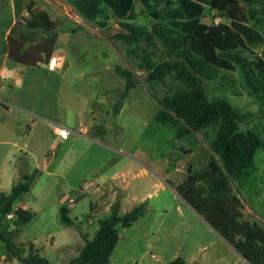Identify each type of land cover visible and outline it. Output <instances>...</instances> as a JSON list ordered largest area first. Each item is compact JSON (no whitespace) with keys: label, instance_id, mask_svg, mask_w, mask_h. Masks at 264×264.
<instances>
[{"label":"rangeland","instance_id":"374dc122","mask_svg":"<svg viewBox=\"0 0 264 264\" xmlns=\"http://www.w3.org/2000/svg\"><path fill=\"white\" fill-rule=\"evenodd\" d=\"M35 2L57 23L60 33L54 53L63 56L64 62L56 71L46 64L28 67L20 100L48 115H59L64 126L75 131L80 129L79 114L88 124L92 117L87 118L94 112L93 128L101 133L103 127L99 139L104 145L77 133L62 139L54 134L53 126L43 124L44 146L55 173L39 174L34 159L21 155L23 142L17 141L18 148L0 142V191L9 193L13 180L22 181L19 170L25 163L32 183L23 198L35 217L19 231L10 223L14 242L26 248L34 244L50 264H69L79 255L85 238L95 237L100 222L111 213L110 205L120 202L121 211L127 212L146 203L144 216L131 227L118 228L120 240L110 264H167L178 257L191 264H246L177 191L190 171L198 174L210 165L214 153L202 132L177 139L176 130L156 118L159 101L171 90L169 78L150 86L149 72L142 68L145 53L154 61L167 59L157 38L130 45L120 38L126 30L114 15L101 28L64 0ZM137 13L135 23L151 30L154 22L141 4ZM216 19L229 23L207 7L202 20ZM44 37L38 32L33 39L38 42ZM118 66L134 74L135 84L127 97H122L125 77L116 71ZM237 74L222 72L206 81L209 98H224L239 112L251 113L242 128L261 126L264 140V105ZM118 104L124 105L116 114ZM8 110L0 103V123L5 126L17 120ZM5 133L12 135L9 129ZM256 159L258 169L247 185L241 189L233 186L232 192L242 202V219L264 230V149L257 152ZM73 203L68 216L75 224L69 226L61 221V208ZM0 264L26 263L9 257L0 239Z\"/></svg>","mask_w":264,"mask_h":264},{"label":"trees","instance_id":"16d2710c","mask_svg":"<svg viewBox=\"0 0 264 264\" xmlns=\"http://www.w3.org/2000/svg\"><path fill=\"white\" fill-rule=\"evenodd\" d=\"M64 1L101 28H106L114 15L126 30L119 34L120 38L130 45L151 43L154 37L161 43L167 59L154 61L145 53L142 66L149 72L150 86L170 79V93L159 101L156 118L173 127L177 139L202 132L214 153L210 165L198 174L190 171L177 191L244 259L250 264H264V230L242 219V202L232 192L233 186L245 187L258 169L256 155L264 149L262 127L256 124L242 128L251 113L239 112L224 98L210 100L205 88L206 81L220 73L237 72L247 90L264 105V0ZM139 4L154 22L151 30L135 23ZM35 5V1L29 2L30 17H21L8 37L9 58L27 67L47 64L60 33L50 13L34 10ZM207 7L218 11L229 23L203 22ZM38 32L45 37L37 42L33 37ZM116 71L125 77L122 97H127L135 84L134 74L121 66ZM123 105L118 104L116 114ZM101 130L103 133V127ZM92 131H97L96 127L89 134ZM22 178L9 193H0V239L9 257L26 264H50L34 244L26 248L14 242L15 231L10 229V223L19 231L35 217V213L21 205L15 209L32 189L31 177ZM12 211L14 217L8 219ZM146 211V203L127 212L121 211L120 202L112 204L110 215L100 222L95 237L85 238L79 255L69 264H110L120 240L118 228L131 227ZM68 214V209L62 207L61 221L74 226ZM167 264L190 263L178 257Z\"/></svg>","mask_w":264,"mask_h":264},{"label":"crops","instance_id":"0c3cea01","mask_svg":"<svg viewBox=\"0 0 264 264\" xmlns=\"http://www.w3.org/2000/svg\"><path fill=\"white\" fill-rule=\"evenodd\" d=\"M30 1L31 0H0V103L9 108L7 112H12V114L17 115L15 123H9L6 126L5 123H0L2 126L0 128V142L13 145L15 148H18L17 141L23 142L24 150L21 151V155H25L29 161L31 158L34 159L35 172L39 174L44 172L54 174L55 172L50 170L53 159L48 156V152H46V147L44 146L46 143H44L42 125L47 124L49 127L53 126V132L56 136H58L56 133L57 128L60 126L65 127V124L62 122L59 115H48L44 112V110L30 108L21 102L20 96L24 93L26 88L25 79L28 67L12 61L8 56V37L21 17H30V12L28 10V4ZM33 9L39 10L37 8V4ZM34 77L35 76L32 78ZM94 115V112H92L91 116L87 119H90L91 117L92 119L95 118ZM79 117L78 125L81 127L86 122H84L82 114H79ZM100 124L103 123L99 122L98 125ZM6 127H8L12 135L5 133L8 131ZM88 135H90V139L104 145V141L99 139V137H103L104 132L98 134L97 131H92V133ZM51 143L53 145V142ZM58 146L59 145H57V147ZM52 155L57 157L58 154L53 153ZM19 172L21 177H24L25 175L30 176L28 172V163H25ZM101 175L103 177L104 173ZM18 181L13 180L12 187ZM112 185L114 186V184ZM0 193L2 192L0 191ZM19 205L29 209L23 197L19 201ZM73 207L74 203L72 207L66 208L70 212ZM225 242L227 241L225 240ZM227 244L233 248L230 243L227 242ZM35 248L38 249L36 246ZM239 256L243 262L250 264L240 254Z\"/></svg>","mask_w":264,"mask_h":264},{"label":"built area","instance_id":"2783aa9c","mask_svg":"<svg viewBox=\"0 0 264 264\" xmlns=\"http://www.w3.org/2000/svg\"><path fill=\"white\" fill-rule=\"evenodd\" d=\"M205 22V21H203ZM209 25H218L219 24V20L216 19L214 21L211 22H205ZM63 62H64V58L61 55H57L55 53H53L51 55V57L49 58L48 62H47V67L51 70V71H56L58 69H60L63 66ZM0 84H1V80H0ZM94 119H92V121L88 124H83L80 129L78 131L66 128V127H58L56 130V133L58 134V136L62 139H67L71 134L73 133H77L80 135H88L91 128L93 127L94 123ZM19 207V201L17 202L15 209H17ZM14 217V211L10 212L7 215L8 219H12Z\"/></svg>","mask_w":264,"mask_h":264}]
</instances>
